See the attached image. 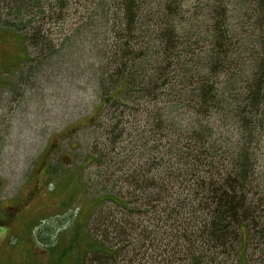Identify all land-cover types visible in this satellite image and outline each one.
<instances>
[{"label": "trees", "instance_id": "obj_1", "mask_svg": "<svg viewBox=\"0 0 264 264\" xmlns=\"http://www.w3.org/2000/svg\"><path fill=\"white\" fill-rule=\"evenodd\" d=\"M185 1L91 0L80 9L88 32L108 28L87 46L100 51L93 114L122 109L97 161L108 178H125L129 196H114L113 179L98 197L120 217L94 214L87 264H229L243 234L264 243V0ZM72 2L8 0L4 23L32 29L30 45L43 50L50 37L33 24L64 23ZM119 142L131 145L116 152Z\"/></svg>", "mask_w": 264, "mask_h": 264}, {"label": "rangeland", "instance_id": "obj_2", "mask_svg": "<svg viewBox=\"0 0 264 264\" xmlns=\"http://www.w3.org/2000/svg\"><path fill=\"white\" fill-rule=\"evenodd\" d=\"M7 1L0 0V264H87L85 233L94 214L102 209L120 217L111 201L98 200L108 196L118 174L108 178L97 158L105 147L109 118L122 106L93 114L100 103L94 74L100 51L98 46L87 50L90 42L100 43L108 28L88 32L79 21L80 9L96 1L77 5L73 0L64 23L43 19L33 24L34 33L50 37L49 45L37 50L28 40L32 29L16 31L4 23ZM250 1H245L248 6ZM193 2L199 0L185 4ZM230 2L233 6L236 0ZM231 20L237 22V15ZM250 58L248 52L240 58L242 67H250ZM130 145L119 142L116 152ZM261 152L264 158V148ZM116 180L112 193L127 200L128 182ZM19 204L18 213L14 208ZM242 238L241 255L229 264H264V243L257 247L251 235Z\"/></svg>", "mask_w": 264, "mask_h": 264}, {"label": "flooded vegetation", "instance_id": "obj_3", "mask_svg": "<svg viewBox=\"0 0 264 264\" xmlns=\"http://www.w3.org/2000/svg\"><path fill=\"white\" fill-rule=\"evenodd\" d=\"M0 82H1V81H0ZM21 206H22V204H19V206H18V207H15L14 209H16V211H18V213H19V210L21 209ZM15 213H16V212H15ZM18 213H16V214H18ZM14 216H15V214H14V215H11V216L8 215L7 220H11V219H13Z\"/></svg>", "mask_w": 264, "mask_h": 264}]
</instances>
